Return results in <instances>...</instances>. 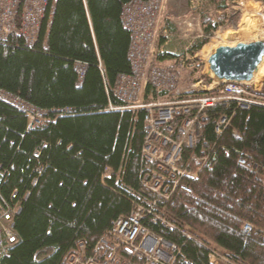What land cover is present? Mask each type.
Here are the masks:
<instances>
[{
	"label": "trees",
	"instance_id": "trees-1",
	"mask_svg": "<svg viewBox=\"0 0 264 264\" xmlns=\"http://www.w3.org/2000/svg\"><path fill=\"white\" fill-rule=\"evenodd\" d=\"M130 1L50 0L52 14L34 46L18 36L0 42V90L46 111L43 122L28 129L26 116L0 99V196L20 206L18 241L0 264H71L80 246L90 255L116 219L147 200L142 114L108 109L124 105L114 85L118 75L130 72V33L120 20ZM208 1L212 10L201 17L204 37L190 51L205 44L202 58L213 37L206 38L227 24L235 0ZM181 61V55L164 51L154 64L177 71ZM78 62L85 65L82 79ZM234 107L210 110L201 144L184 151L185 160L193 152L207 155L203 163L193 162L197 178L184 180L192 193L175 192L152 210L147 204L151 211L142 225L176 246L173 264H210L213 249L235 264H264V106ZM220 113L231 123L216 136L212 120ZM242 154L257 171L238 165ZM156 215L171 226L152 222ZM245 222L252 233L242 232ZM117 254L139 263L123 246Z\"/></svg>",
	"mask_w": 264,
	"mask_h": 264
},
{
	"label": "built area",
	"instance_id": "built-area-1",
	"mask_svg": "<svg viewBox=\"0 0 264 264\" xmlns=\"http://www.w3.org/2000/svg\"><path fill=\"white\" fill-rule=\"evenodd\" d=\"M188 1L194 7L200 0ZM166 4L167 0H132L122 6L120 20L130 33V72L118 75L114 85L116 96L124 105L108 106L110 110L127 109L142 114L144 138L140 157L145 172L141 184L147 200L141 199L128 215L116 219L113 229L100 238L90 255L85 256V250L80 246V250L70 258L71 264H130L117 254L121 246L138 264H173L176 246L163 237L153 236L142 225L145 212L149 213L159 200H170L175 192L192 193V188L184 180L197 178L199 167L193 162L203 163L207 155L204 150L201 156L193 152L185 160L183 154L186 148L194 149L201 144L202 123L210 119V110L231 104L235 106L234 109L243 110L253 105L264 106V96L261 94L264 79L258 85L254 83V76L249 82H213L207 78V59L198 56L202 49L192 54L190 52L195 42L204 37L200 29L195 37L188 38L191 40L180 54L182 61L177 71L154 64L156 54L164 52L157 48V42ZM247 6L264 27V0H235L227 9V24L220 25L206 40L221 31H238L245 11L249 9ZM53 8L50 0H0V42L18 36L28 47L34 46L42 23L47 14H52ZM254 36L258 37L257 33ZM76 67L82 79L85 65L78 62ZM190 72L191 76L183 81ZM0 99L26 116L28 129L40 125L45 118V110L8 92L0 90ZM230 123L229 115L220 113L212 120L214 134L221 136ZM237 163L250 171L258 170V166L243 154L237 158ZM261 176L264 186V172ZM147 204L151 209L149 211L146 210ZM19 213L18 203L10 204L0 196V260L18 241L15 219ZM157 220L171 226L157 215L152 217V222ZM241 229L246 234L254 230L248 222L243 223ZM262 239L264 241V235ZM209 263L235 264L217 249L210 251Z\"/></svg>",
	"mask_w": 264,
	"mask_h": 264
},
{
	"label": "rangeland",
	"instance_id": "rangeland-1",
	"mask_svg": "<svg viewBox=\"0 0 264 264\" xmlns=\"http://www.w3.org/2000/svg\"><path fill=\"white\" fill-rule=\"evenodd\" d=\"M192 6L188 0H167V4L161 19L160 35L157 42L158 49L164 50L165 52L172 55H180L183 53L185 48L188 47V42L191 40V38L190 40L188 38L195 37L198 34L199 29L201 32H203L200 26L201 17L206 13L211 12L212 5L208 0H200L198 4L194 5V7ZM247 7H249V9ZM247 7L245 11V18L238 31L230 29V31H227V33L225 31L224 36L222 35V32L217 33L222 35L224 38L227 37L229 40L227 41V46H234L239 42L245 43L263 40L254 36L256 31H258L262 26L260 25V21L253 17V12L251 11L250 6ZM196 43L197 41L194 45H196ZM202 47L200 49H202ZM211 52H213V50ZM199 55L200 52L198 56ZM202 55H205L204 58H206V54L202 53ZM259 69L260 73L258 76H262V73L264 72V61L262 62V65H260ZM263 79L264 75L256 83H260V81Z\"/></svg>",
	"mask_w": 264,
	"mask_h": 264
},
{
	"label": "water",
	"instance_id": "water-1",
	"mask_svg": "<svg viewBox=\"0 0 264 264\" xmlns=\"http://www.w3.org/2000/svg\"><path fill=\"white\" fill-rule=\"evenodd\" d=\"M264 57V41L221 45L205 63L206 76L213 82L222 80L245 81L253 79Z\"/></svg>",
	"mask_w": 264,
	"mask_h": 264
},
{
	"label": "bare ground",
	"instance_id": "bare-ground-1",
	"mask_svg": "<svg viewBox=\"0 0 264 264\" xmlns=\"http://www.w3.org/2000/svg\"><path fill=\"white\" fill-rule=\"evenodd\" d=\"M226 33H227V31H226ZM256 33H257V35H258V37L260 38V39H264V27H261L258 31H256ZM224 36V35H223ZM227 41H229L228 39H227V37H222V35H220V34H217V35H215L213 38H212V40L210 41V43L208 44V47H207V50L205 51V53L204 54H206V58L208 59V57H209V55L212 53L211 51L213 50L214 51V49H216L217 47H219V46H221V45H225V46H227ZM240 43V42H239ZM245 43H247V42H245ZM238 44V43H237ZM235 46V45H234ZM231 47H233V46H231ZM211 52V53H210ZM207 55H208V57H207ZM205 56V55H204ZM204 58V57H203ZM206 58H204V59H206ZM260 65H262V63L260 64ZM260 65H259V67H260ZM262 72V71H261ZM259 73H260V69L258 68V70L255 72V74H254V83L255 84H258L259 85V83H256V82H258L259 80H260V78L264 75V72L262 73V76H258L259 75ZM255 76H257V77H255Z\"/></svg>",
	"mask_w": 264,
	"mask_h": 264
},
{
	"label": "crops",
	"instance_id": "crops-1",
	"mask_svg": "<svg viewBox=\"0 0 264 264\" xmlns=\"http://www.w3.org/2000/svg\"><path fill=\"white\" fill-rule=\"evenodd\" d=\"M228 31H230V30H228Z\"/></svg>",
	"mask_w": 264,
	"mask_h": 264
}]
</instances>
